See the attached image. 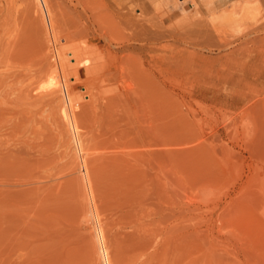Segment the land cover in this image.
<instances>
[{
	"label": "rangeland",
	"instance_id": "1",
	"mask_svg": "<svg viewBox=\"0 0 264 264\" xmlns=\"http://www.w3.org/2000/svg\"><path fill=\"white\" fill-rule=\"evenodd\" d=\"M183 1L0 0V264H264V0Z\"/></svg>",
	"mask_w": 264,
	"mask_h": 264
},
{
	"label": "bare ground",
	"instance_id": "2",
	"mask_svg": "<svg viewBox=\"0 0 264 264\" xmlns=\"http://www.w3.org/2000/svg\"><path fill=\"white\" fill-rule=\"evenodd\" d=\"M44 1V0H43ZM180 1V3H182V4H184V2L185 1H183V0H179ZM192 1V0H191ZM155 2V1H154ZM172 2V1H171ZM174 2H175V0H174ZM178 2V1H177ZM176 2V3H177ZM192 2H194V0L192 1ZM179 3V2H178ZM195 3V2H194ZM241 3V2H240ZM78 4H80V3H78ZM215 4H216V0H203L202 1V5H203V7H204V11H207V12H210L211 13V16L210 17H208V18H210V21H212V24H213V22H214V26H215V23H216V21L217 20H219L220 18L223 20V21H226V19H228L229 21L231 20L232 21V18H234V17H236L237 15H231V13L233 12V10H230V8L229 9H224V10H221V9H219V10H217L216 11V8H215ZM53 5V4H52ZM174 5V4H173ZM176 5V4H175ZM174 5V6H175ZM181 5V4H180ZM240 5V4H239ZM154 6H155V4H154ZM197 6V5H196ZM243 5L241 4V7H242ZM175 7H177V6H175ZM89 8V7H88ZM246 8V7H245ZM200 9V8H199ZM198 9V10H199ZM244 9V8H243ZM256 9V8H255ZM254 9V10H255ZM235 10V9H234ZM249 10H250V8H246V9H244V11H243V15H244V12H246L245 14L246 15H248V14H250V12H249ZM257 11V10H256ZM150 12V11H149ZM203 12V11H202ZM236 12V11H235ZM235 12H233V13H235ZM249 12V13H248ZM254 12V11H253ZM259 12V11H258ZM200 13H201V11H200ZM237 13V12H236ZM240 13V12H239ZM248 13V14H247ZM256 13V12H255ZM254 13V14H255ZM93 15V14H92ZM231 15V16H230ZM240 15V14H239ZM242 15V16H243ZM261 15H262V13H261ZM206 16V15H205ZM233 16V17H232ZM241 15H240V17H239V19H237V17H236V19H237V21L238 20H241L242 17ZM249 16V15H248ZM252 16V15H251ZM255 16V15H254ZM228 17V18H227ZM231 17V18H230ZM246 17V16H245ZM244 16H243V19L245 18ZM256 17V16H255ZM257 17H259V16H257ZM256 17V18H257ZM181 18V17H180ZM184 18V17H183ZM186 18V17H185ZM189 18V17H188ZM241 18V19H240ZM255 18V19H256ZM264 18V17H263ZM140 19V18H139ZM138 19V20H139ZM178 19V18H177ZM203 21H204V19L207 21V19L204 17V18H201ZM211 19H216V21L214 20H211ZM235 19V18H234ZM233 19V21H236V20H234ZM242 19V20H243ZM246 19V18H245ZM254 19V18H253ZM179 20V19H178ZM187 20V19H186ZM190 20V19H189ZM195 20V19H194ZM196 20H197V18H196ZM241 20V21H242ZM97 21V20H96ZM140 21V20H139ZM138 21V22H139ZM185 21V20H184ZM198 21V20H197ZM196 21V22H197ZM201 21V20H200ZM228 21V22H229ZM251 21V20H250ZM180 22V21H179ZM181 22H182V20H181ZM190 22V21H189ZM208 22H209V19H208ZM185 23V22H184ZM199 23V22H198ZM189 24V23H188ZM200 24V23H199ZM211 24V23H210ZM211 24V25H212ZM255 24V23H254ZM181 25V24H180ZM186 25V24H185ZM185 25H183V26H185ZM239 25V24H238ZM262 25V24H261ZM216 27V26H215ZM222 27V26H221ZM235 27V26H234ZM238 27V26H237ZM185 28H187V27H185ZM189 28V27H188ZM198 28H199V26H198ZM202 28V27H201ZM256 28V27H255ZM263 28V27H262ZM205 29V28H204ZM209 29V28H208ZM206 30V29H205ZM213 30H215V29H213ZM53 31V30H52ZM207 31V30H206ZM254 31V30H253ZM256 31V30H255ZM264 31V30H263ZM258 32H259V30H258ZM245 34V33H244ZM248 35V34H247ZM244 38V37H243ZM222 39H224V38H222ZM238 39V38H237ZM225 40H226V38H225ZM235 42V41H234ZM180 43V42H179ZM235 85L237 86V84L235 83ZM233 86H234V84H233ZM239 86V85H238ZM235 87V86H234ZM259 88V87H258ZM255 89V88H254ZM253 89V90H254ZM257 89V88H256ZM255 89V90H256ZM236 90V89H235ZM246 93V92H245ZM244 93V94H245ZM254 93H255V91H254ZM241 94V93H240ZM255 95H257L259 98H263L264 99V86L263 87H261V88H259V89H257L256 90V94ZM240 96L241 95H238V93H237V97H235V98H231L232 100H233V102H234V104L236 105V104H238V106L240 105L239 103L241 102V99H240ZM232 97V96H231ZM245 97V96H244ZM255 99V98H254ZM247 103V102H246ZM264 103V102H263ZM244 105V104H243ZM199 121V120H198ZM197 121V122H198ZM2 182V181H1ZM3 183V182H2ZM5 183V182H4Z\"/></svg>",
	"mask_w": 264,
	"mask_h": 264
},
{
	"label": "built area",
	"instance_id": "3",
	"mask_svg": "<svg viewBox=\"0 0 264 264\" xmlns=\"http://www.w3.org/2000/svg\"><path fill=\"white\" fill-rule=\"evenodd\" d=\"M63 91L65 93L66 99H68L67 86H65L64 84H63ZM69 111H70L69 114H70V119H71V117H73V113H72V108L70 107V105H69ZM71 128H72V131H73L74 135L77 137V129H76L74 121H71Z\"/></svg>",
	"mask_w": 264,
	"mask_h": 264
}]
</instances>
